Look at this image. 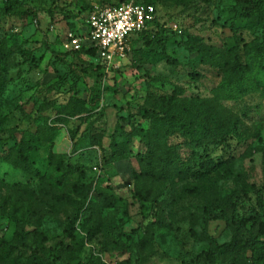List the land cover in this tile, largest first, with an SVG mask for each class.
Masks as SVG:
<instances>
[{"label": "rangeland", "instance_id": "1", "mask_svg": "<svg viewBox=\"0 0 264 264\" xmlns=\"http://www.w3.org/2000/svg\"><path fill=\"white\" fill-rule=\"evenodd\" d=\"M100 1L0 0V47L6 58L0 139H8L0 142V264L24 263L32 256L55 264H86L91 256L106 264H228L224 257L194 258L211 246L204 230L223 243L231 240L234 228L227 219L231 209L219 210L213 219L208 196L196 194L192 186L213 183V195L235 199L240 215L255 209L257 189H264V66L252 71L257 89L218 99L214 89L224 72L201 52L191 53L176 42L188 33L221 49L233 45L230 24L237 0H137L155 6L160 26L155 23L146 32L149 45L134 37L131 54L103 73L95 70L94 57L71 52L66 42L73 30L61 20L63 14L72 16L82 27L79 17ZM52 11L60 24L51 21ZM159 29L173 41H157ZM239 33L245 62L244 43L261 41L262 32L241 28ZM168 58L176 63L170 65ZM197 98L215 100L220 111L240 121L227 144L211 148L219 163L209 173L175 182L142 174L135 155L145 147L136 132L131 156L102 158L113 138L123 140L121 131L149 127L142 107L182 109ZM74 99L80 109L73 115ZM34 135L38 149H31L32 159L40 176L2 158ZM77 182L92 183L117 199L98 213L96 233L89 231L94 218L86 210L71 224L70 234L65 232L80 199ZM16 217L28 218L23 227L27 246L19 240ZM241 232L264 239V219L251 220ZM244 260L253 264L250 251Z\"/></svg>", "mask_w": 264, "mask_h": 264}, {"label": "trees", "instance_id": "2", "mask_svg": "<svg viewBox=\"0 0 264 264\" xmlns=\"http://www.w3.org/2000/svg\"><path fill=\"white\" fill-rule=\"evenodd\" d=\"M112 1L101 0L100 3L107 4ZM237 1L236 5L232 7L234 21L230 24V30L234 35L233 45L221 49L215 45L206 44L198 36L188 33L186 34V39L182 37L180 41L176 42L177 46L183 47L191 53L201 52L207 61L224 72L223 79L214 89L215 98L218 99H236L251 89H257L258 84L252 77V71L264 66V1H248L247 3H242L241 0ZM147 3L152 4L150 2ZM91 8L92 5H89L82 16L79 17L81 24L85 23L84 21ZM56 15L58 14L52 11L50 14L51 21L53 24H60V20L56 19ZM61 20H64L65 24L73 32L79 33L81 31V26L79 27L75 24L72 16L68 18L67 15L63 14L61 15ZM155 23H157L158 27L160 26L157 15L154 20L147 24L146 29L136 35L137 37L144 38L148 45L151 39L146 32ZM241 28L248 29L254 34L259 31L262 32L261 41L244 43V46H246L245 53L248 55L245 62L242 61L241 53L242 38L239 33ZM156 38L161 43L173 41L164 34L162 29L158 30ZM133 40L134 38L132 42ZM52 52L55 54L54 51ZM71 52L79 58H81L82 53H86L94 58L96 56V51L93 48L83 47L80 50H72ZM3 53L4 51L0 47V81L5 78L4 68L6 58L1 56ZM82 61L85 62L84 60ZM167 62L173 65L176 63V60L168 58ZM94 66L95 70L104 72V68L99 61L96 60ZM73 103L69 109V113L74 115L78 113L76 110L80 109V104H78L77 99H74ZM142 109L144 111L142 116L149 120V127L147 129H139L138 131H135V129L133 131H121L120 134L123 136V140L113 138L110 143V149L102 150V158L104 161H107L108 158L119 160L124 156H131L132 153L129 145L133 141V133L136 132L140 135L145 147L143 152L135 155L142 174L173 182L195 177L200 178V176L215 169L219 161L211 157V148L227 144V140L236 132L240 124L238 117L220 111L219 104L211 99L197 98L190 105L184 106L182 109L175 107L160 108L159 110L146 107H142ZM191 109L195 110L193 115H189ZM35 138L34 135L33 138L22 139L17 145L11 146L10 150L5 152L2 158L27 174L40 176L41 172L32 159L31 149H38L33 142ZM0 142L6 144L8 143V139H0ZM19 187L24 190L29 188L27 185H20ZM192 187V191L196 194L202 193L208 196L210 213L213 219L218 218L219 210L226 212V209H231L230 216L227 219L234 228L231 240L223 243L217 242L214 237L204 230V235L210 241L211 246L207 251L197 254L194 258L196 260H213L218 257H224L227 259L228 264H246L244 257L250 251L253 264H264V239L255 236L247 237L241 232L242 227L246 226L251 220L264 219V189H257L255 197L256 206L253 212L249 213L245 211L240 215L235 199L233 201H221L217 193L213 195L212 191L215 187L213 183H194ZM75 188L79 192L80 199L76 203L74 216L66 227L65 232L67 235L70 234L69 229L71 224L80 216L82 210H86L94 218L89 231L96 233L99 227L98 213L103 208L114 206L117 199L111 194L95 190L92 183L77 182ZM15 211L16 208L14 213ZM16 218L21 228L19 240L23 246H27V234L23 227L28 218L26 220L23 217ZM259 224L263 228V224ZM18 264L55 263L41 256H32L26 262ZM86 264L106 263L99 257L91 256Z\"/></svg>", "mask_w": 264, "mask_h": 264}, {"label": "built area", "instance_id": "3", "mask_svg": "<svg viewBox=\"0 0 264 264\" xmlns=\"http://www.w3.org/2000/svg\"><path fill=\"white\" fill-rule=\"evenodd\" d=\"M153 4L137 0H113L92 5L81 31L70 32L67 46L72 50L83 47L96 51V60L104 71L118 68L131 51L132 39L154 20Z\"/></svg>", "mask_w": 264, "mask_h": 264}]
</instances>
